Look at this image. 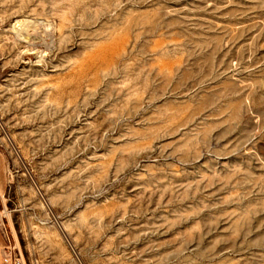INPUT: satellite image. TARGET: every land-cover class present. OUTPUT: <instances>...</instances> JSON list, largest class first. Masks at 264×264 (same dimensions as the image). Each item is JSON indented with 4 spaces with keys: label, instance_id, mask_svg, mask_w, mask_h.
<instances>
[{
    "label": "rangeland",
    "instance_id": "rangeland-1",
    "mask_svg": "<svg viewBox=\"0 0 264 264\" xmlns=\"http://www.w3.org/2000/svg\"><path fill=\"white\" fill-rule=\"evenodd\" d=\"M0 210L26 264H264V0H0Z\"/></svg>",
    "mask_w": 264,
    "mask_h": 264
},
{
    "label": "built area",
    "instance_id": "built-area-1",
    "mask_svg": "<svg viewBox=\"0 0 264 264\" xmlns=\"http://www.w3.org/2000/svg\"><path fill=\"white\" fill-rule=\"evenodd\" d=\"M0 210V222L4 217ZM1 264H26L23 253L16 242H7L2 247Z\"/></svg>",
    "mask_w": 264,
    "mask_h": 264
},
{
    "label": "crops",
    "instance_id": "crops-1",
    "mask_svg": "<svg viewBox=\"0 0 264 264\" xmlns=\"http://www.w3.org/2000/svg\"><path fill=\"white\" fill-rule=\"evenodd\" d=\"M7 242H16L18 243L16 240H14L12 234H11V230L7 229L6 225L3 222L0 224V264H1V256H2V247L7 243Z\"/></svg>",
    "mask_w": 264,
    "mask_h": 264
},
{
    "label": "bare ground",
    "instance_id": "bare-ground-1",
    "mask_svg": "<svg viewBox=\"0 0 264 264\" xmlns=\"http://www.w3.org/2000/svg\"><path fill=\"white\" fill-rule=\"evenodd\" d=\"M170 116V115H169Z\"/></svg>",
    "mask_w": 264,
    "mask_h": 264
}]
</instances>
